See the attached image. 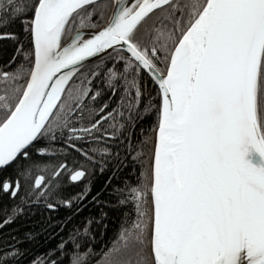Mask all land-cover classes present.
Wrapping results in <instances>:
<instances>
[{"label": "snow or ice", "instance_id": "6c2138e0", "mask_svg": "<svg viewBox=\"0 0 264 264\" xmlns=\"http://www.w3.org/2000/svg\"><path fill=\"white\" fill-rule=\"evenodd\" d=\"M107 7L101 0H0V29L19 23L31 51L22 43L16 51L33 58L23 83L19 73L0 70V170L33 151L47 154L42 141L68 128L69 81L85 61L107 55L123 62L122 72H105L113 92V81H125L130 111L142 105L141 71L160 97L145 182L121 201L134 204L137 220L107 264H264V0H113L110 15ZM105 16L98 28L93 17ZM89 27L96 31L86 36ZM3 39L18 37L0 31ZM109 117L112 111L102 120ZM102 120L68 128L82 133L69 138L99 131ZM85 175L76 170L70 180ZM44 183L40 175L34 186ZM20 187L0 181V192L12 197ZM86 257L74 254L71 264H87ZM0 264H10L6 255Z\"/></svg>", "mask_w": 264, "mask_h": 264}, {"label": "trees", "instance_id": "16d2710c", "mask_svg": "<svg viewBox=\"0 0 264 264\" xmlns=\"http://www.w3.org/2000/svg\"><path fill=\"white\" fill-rule=\"evenodd\" d=\"M101 2L108 6L110 15L113 0ZM93 20L100 28L108 16ZM0 31H11L18 37L15 41L0 40V70L19 73L23 77L19 83H23L33 58L25 59L16 49L22 43L24 51L30 52L29 38L19 23ZM110 66L123 71V62L114 63L105 56L73 78L68 85L73 95L67 121L68 128L80 129L91 127L94 120H102L109 111L115 119L102 120L100 130L83 139L69 138L81 136L80 132L70 134L68 128L56 129L55 140L42 141L47 154L33 151L29 158H19L0 171V181L18 180L21 185L15 197L0 192V256L6 255L10 264H53V261L71 264L74 254H87V264H107L114 248L122 243L120 234L136 222L134 204L130 200L121 201L129 197L131 188L145 182L158 121L159 89L141 71L137 79L143 92L142 105L130 111L127 103L132 96L124 91L125 81L122 78L113 81L115 92L108 85L105 69ZM158 67L165 65L158 62ZM2 91L3 81H0ZM84 91H88L87 96L82 95ZM96 92L100 95L92 99ZM124 96L127 101L121 99ZM143 102L152 108L145 111ZM105 104L108 108L101 112ZM61 165L67 168L61 171ZM76 170H83L86 175L72 182L70 174ZM57 172L60 174L56 175ZM40 175L45 176V183L36 188L34 182ZM85 192L87 195L81 199Z\"/></svg>", "mask_w": 264, "mask_h": 264}, {"label": "water", "instance_id": "95a60500", "mask_svg": "<svg viewBox=\"0 0 264 264\" xmlns=\"http://www.w3.org/2000/svg\"><path fill=\"white\" fill-rule=\"evenodd\" d=\"M102 1V0H101ZM125 2L126 3H131V2H134V0H125ZM107 22H108V20H107ZM106 22V23H107ZM106 23L104 24V25H106ZM103 25V26H104ZM102 26V27H103ZM83 31V33L87 36V35H89L90 33H93V32H95L96 31V29H94V30H92V29H83L82 30ZM109 51H111V50H109ZM114 53V52H113ZM127 54V53H126ZM105 56H107V55H105ZM104 56V57H105ZM98 60H100V58H91V59H89V60H87V61H85L84 63H83V65L82 66H80V70H79V72L82 70V69H84L85 67H87L88 65H90V64H92V63H94V62H96V61H98ZM79 72H77L74 76H73V78L79 73ZM150 79H151V81L154 83V81H153V79L151 78V74L150 73H147V72H145V71H143ZM73 78H72V80H73ZM71 80V81H72ZM71 81H69V84H70V82ZM155 84V83H154ZM155 86L158 88V85H156L155 84ZM68 87V86H67ZM159 89V88H158ZM7 168V167H6ZM1 171V170H0Z\"/></svg>", "mask_w": 264, "mask_h": 264}]
</instances>
